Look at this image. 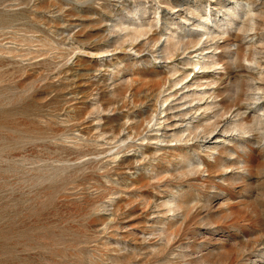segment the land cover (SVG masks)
<instances>
[{"label": "rangeland", "instance_id": "1", "mask_svg": "<svg viewBox=\"0 0 264 264\" xmlns=\"http://www.w3.org/2000/svg\"><path fill=\"white\" fill-rule=\"evenodd\" d=\"M0 264H264V0H0Z\"/></svg>", "mask_w": 264, "mask_h": 264}, {"label": "bare ground", "instance_id": "2", "mask_svg": "<svg viewBox=\"0 0 264 264\" xmlns=\"http://www.w3.org/2000/svg\"><path fill=\"white\" fill-rule=\"evenodd\" d=\"M232 10H233V16L234 17H236L240 12H242L243 10H241V11H239V10H237L236 8H232ZM245 11V10H244ZM206 20H208V18L206 19ZM249 25V24H248ZM245 27V26H244ZM248 28H249V26H247ZM246 27V28H247ZM251 27H253V26H251ZM250 27V28H251ZM245 28V29H246ZM224 33V32H223ZM152 37H154V36H152ZM176 37V35H171L170 36V38H169V40L166 42V53L167 54H169V51L172 49V47L175 45V44H177L178 43V41H175V38ZM195 40H189V43H192V42H194ZM180 42V41H179ZM232 52V51H231ZM204 53V52H203ZM202 54V53H201ZM233 55V54H232ZM240 56V55H239ZM169 57H170V55H169ZM208 58H212V60H203V61H199L200 62V64H201V67L200 68H204V69H206V68H209V67H212V66H214L215 67V65H219V62H218V59H215L214 57V55H212V56H207ZM207 59V58H206ZM223 62H224V60H223ZM221 63H222V61H221ZM227 65V64H226ZM186 77H187V75H186ZM185 78V77H184ZM184 78H182V80L184 79ZM194 79H198V78H194ZM214 83V82H213ZM212 84V83H211ZM197 85H202V84H197ZM192 94V93H191ZM190 94V95H191ZM200 95H201V93H197V92H194V96H192V97H194V99H199V100H202L203 98H201L200 97ZM186 96V95H185ZM209 104V103H208ZM226 121H228V119L226 120ZM242 121V120H241ZM245 123H247V122H245ZM245 123H241V124H235V127H234V129L233 130H244L245 128H246V126H245ZM207 127H212L213 129H212V131H211V133L212 132H214V131H216L217 130V126H216V122L215 123H209V124H207L206 125ZM228 130H224L222 133H225V132H227ZM218 137V136H217ZM226 139H228V138H226ZM174 140H181V139H176L175 137H174ZM173 203V202H172ZM169 204V203H168Z\"/></svg>", "mask_w": 264, "mask_h": 264}]
</instances>
